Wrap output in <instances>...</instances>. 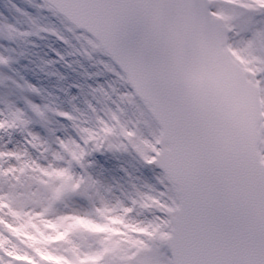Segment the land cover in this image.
Masks as SVG:
<instances>
[{"label": "snow or ice", "instance_id": "snow-or-ice-1", "mask_svg": "<svg viewBox=\"0 0 264 264\" xmlns=\"http://www.w3.org/2000/svg\"><path fill=\"white\" fill-rule=\"evenodd\" d=\"M181 4L46 0L85 55L108 58L103 63L122 84L120 98L138 101L155 125L154 134L138 143L137 130L121 123L117 105L97 115L96 129L79 133L76 164L84 169L91 153L130 146L154 172L155 184L152 195L137 191L115 204L101 197L93 213L48 218L66 195L90 197L80 191L83 177L76 179L69 169H40L60 183L50 185L39 210L13 209L0 196V213L7 210L0 214V264H264V128L245 129L228 110L220 68L202 61L190 77L182 74L169 22ZM257 7L264 12V0ZM256 31L247 26L245 34L251 39ZM256 81L264 93V72ZM5 155L19 158L0 152ZM140 210L150 211L152 219L135 221ZM74 232L90 234L95 246L83 251L70 240Z\"/></svg>", "mask_w": 264, "mask_h": 264}, {"label": "rangeland", "instance_id": "rangeland-1", "mask_svg": "<svg viewBox=\"0 0 264 264\" xmlns=\"http://www.w3.org/2000/svg\"><path fill=\"white\" fill-rule=\"evenodd\" d=\"M210 2L212 12L232 29L229 47L234 55L255 76L264 72V12L257 7L260 0ZM19 3L29 10L28 22L20 21L21 15L17 17L9 9ZM39 8L33 0H0V121L5 123L0 130V152H14L19 157H0V196L13 209L39 210L46 203L50 185L60 183L45 177L40 169L53 168H67L76 179L83 177L80 191H86L90 199L83 201L68 194L54 206L48 218L93 213L101 197L115 204L117 198L134 196L137 191L152 195L155 174L143 166L130 146L127 151L121 148L93 152L84 169L76 164L73 154L79 155V133L87 135L84 129H96L97 115L115 110L117 105L121 123L137 130L138 143L154 134L155 125L138 101L120 98L123 87L105 67L103 61L107 59L98 53L85 55L66 25L43 10L42 14ZM35 21L47 27L35 25ZM17 23L18 30L11 35ZM247 26L259 29L251 39L245 34ZM261 101L264 108L262 92ZM110 141L120 142L116 138ZM5 219L10 223L15 220L8 215ZM133 219L147 223L152 215L148 210H140ZM70 240L83 251L95 246L94 238L86 232H74ZM12 243L25 247L15 238Z\"/></svg>", "mask_w": 264, "mask_h": 264}, {"label": "water", "instance_id": "water-1", "mask_svg": "<svg viewBox=\"0 0 264 264\" xmlns=\"http://www.w3.org/2000/svg\"><path fill=\"white\" fill-rule=\"evenodd\" d=\"M39 1L46 7V0ZM169 22L172 25L170 39L180 58L185 78L190 77L202 61L220 68L226 74L228 110L237 116L245 129L256 128L257 124L264 128L254 75L242 68L228 49L227 36L230 31L221 18L210 13L209 2L182 0L179 13ZM192 85L196 86L195 80Z\"/></svg>", "mask_w": 264, "mask_h": 264}]
</instances>
